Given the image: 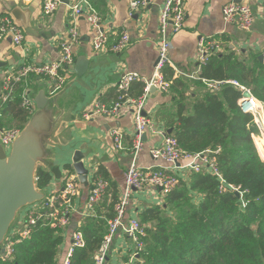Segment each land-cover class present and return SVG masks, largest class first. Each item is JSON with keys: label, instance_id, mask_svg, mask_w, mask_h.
<instances>
[{"label": "trees", "instance_id": "obj_1", "mask_svg": "<svg viewBox=\"0 0 264 264\" xmlns=\"http://www.w3.org/2000/svg\"><path fill=\"white\" fill-rule=\"evenodd\" d=\"M90 3L93 6L92 0ZM119 37L108 35V44ZM216 38L221 49L200 66V79L174 78L168 64L161 73L171 82L167 93L175 104V113L165 125L172 131L165 133L175 138L186 153L210 152L208 156L215 158L223 183L207 171L191 173L187 179L179 177L173 189L161 194V202L138 212L145 235L134 261L129 263L131 253L122 257L127 264H264V161L258 157L251 138L256 127L251 116L241 113L237 106L241 96L238 87L226 84L211 91L201 81L234 79L264 103V61H260L259 51L246 48L237 53L224 37ZM38 78L29 75L17 82L12 97L0 104V128L20 129L27 122L32 109L22 106V94ZM144 86L143 81L131 83L123 100L136 99L143 94ZM118 95L117 86H113L98 100L113 103ZM122 144L125 151L132 146L125 136ZM260 155L264 158L261 150ZM66 170L73 172L69 166ZM91 177L94 181H106L107 186L73 231L81 232L84 245L74 250L69 264H91L121 198L119 184L110 179L102 165L96 167ZM50 181L49 173L38 170L40 189ZM230 186L240 187L238 196ZM28 212L22 218L25 223ZM49 213L46 201L33 211L36 221L29 225L27 237L10 234L9 241L20 240L14 243L9 257L0 259V264H61L58 254L71 212L63 228L52 226Z\"/></svg>", "mask_w": 264, "mask_h": 264}, {"label": "crops", "instance_id": "obj_2", "mask_svg": "<svg viewBox=\"0 0 264 264\" xmlns=\"http://www.w3.org/2000/svg\"><path fill=\"white\" fill-rule=\"evenodd\" d=\"M15 1L23 8L31 9V22L35 29L44 34V37L39 40L25 36L23 43L19 46L12 44L7 37L0 40V57L11 62L7 67L0 69V93L7 73L16 72L23 65L52 61L59 55L61 42L69 37L68 29L72 22L69 6L76 0H62V4L56 11L48 16H44L41 11L42 0H31L27 3L22 0ZM90 1L91 9L98 17L97 27L89 24L86 14L77 16L76 24L81 41L74 47V51L75 54L84 53L91 60V69L89 68L84 78H80L63 96V111L72 121L62 123L59 132H63V138L74 148L86 153L85 163L92 168V171H95L98 165H102L110 179L119 184L122 194L124 172L131 164L133 156L129 151L114 150L112 132L118 130L132 141L134 125L131 105L123 104L118 115L114 117L97 115L83 119L81 114L90 110L94 101H97L109 88L117 86V81L121 80H119L118 63L123 62L126 69L138 73L145 79L152 76L157 60V51L153 43L158 37V12L163 0H152L147 7L133 15H129L130 0H92L93 6ZM227 1L185 0L184 25L180 31L170 35L168 58L174 78L182 76L189 80L197 79L195 77L198 76L200 65L197 62L196 48L201 37L214 39L224 37L231 46L238 43L241 44L242 49L250 48L259 52L264 50V0L248 1L255 16L249 31H243L236 25L224 21L221 9ZM4 15L6 14L1 13L0 8V18ZM123 31L127 33L130 40L125 52L114 54L92 49L91 40L98 32L119 37ZM73 77L72 71L70 79ZM96 84L102 86H96ZM29 87L32 88L31 97L42 88L48 95V83L42 78L33 81ZM167 91L155 89L149 92L143 107V114L153 124L165 130L172 129L165 125L175 113L174 101ZM111 101L105 103L111 105ZM160 141V136L147 134L143 148L137 157L140 167H168V163L152 158L149 153L152 145ZM64 169L62 167L66 174L67 171ZM175 172L185 179L190 175L188 170L183 168L176 169ZM92 173L89 176L91 186L94 182ZM62 187V183L59 186L51 177V181L44 189L50 195L60 192ZM90 190L89 186L80 187L79 185V194L74 197L69 224L64 229V241L58 254V263H62L70 246L73 231L87 213ZM161 197V193L152 188H145L142 191L134 190L126 207L124 222L131 217H137L138 212L143 208L161 202ZM132 247L130 238L119 230L111 245L108 264L124 261L122 257L128 253L130 255Z\"/></svg>", "mask_w": 264, "mask_h": 264}, {"label": "built area", "instance_id": "obj_3", "mask_svg": "<svg viewBox=\"0 0 264 264\" xmlns=\"http://www.w3.org/2000/svg\"><path fill=\"white\" fill-rule=\"evenodd\" d=\"M27 3L31 0H22ZM249 0H228L222 7V17L225 22L236 25L243 31H249L254 22V14ZM152 0H130L128 3L129 15L147 7ZM62 4V0H42L41 11L44 16H48L56 11ZM70 14L72 17L71 25H69V37L61 42L60 53L52 61L43 62L39 64L23 65L18 71H12L4 76L0 93V104L8 101L14 92L17 82L27 78L29 75L37 76L44 79L48 83V95H52L60 90L64 84L69 81L72 70L71 65L74 62L75 51L74 47L81 41V36L77 29L76 18L79 15H85L89 24L97 27L98 17L92 11L89 0H76L69 6ZM185 0H163L158 12V37L153 43L156 51L158 61L154 66L153 74L149 79H145L138 73H128L121 78L117 84V91L119 95L111 106H107L100 101H94L90 110L84 111L81 114L83 119L91 118L92 116L105 115L114 117L118 115L119 110L123 104L129 103L133 109V125L134 131L132 136V146L128 150L132 154V162L124 172V188L121 194L120 201L115 205L116 215L113 219L108 221L107 232L103 235V239L94 251L91 264H108V257L111 250V245L116 233L120 230L132 241L133 247L129 257V263L138 257L141 251L142 242L141 238L145 235L144 228L142 227L137 217H131L124 222L126 207L129 199L134 190L142 191L145 188H152L158 190L161 194H166L175 187L179 180V174L175 172L176 169H187L191 173L211 172L219 177L221 183L223 179L218 174V168L215 163L214 157H209L208 153L189 154L183 151L175 138L167 135L165 129H161L143 114V107L147 95L149 94L150 87L157 90L166 91L171 84L163 78L161 69L164 65H170L168 52L170 48V35L180 31L184 25L185 19ZM10 36L12 44L19 46L23 43L25 36L21 28L11 19L8 15L0 18V40ZM130 43L129 37L125 31L121 32L119 39L108 45V35L104 32L98 34L91 40V47L94 51L111 53L120 52L125 49ZM235 51H239L243 47L241 44H234ZM221 49V42L217 38L201 37L197 42V62L199 65L205 64L209 56ZM264 58V50H263ZM194 78V77H193ZM195 78L200 79L198 76ZM135 81H143L145 86L143 94L136 99L123 100L125 92ZM206 87L211 91H218L223 85L232 84L238 87L241 91V96L237 99V106L241 113L248 114L252 118V122L256 127V132L251 133V138L256 147L259 155L257 144L264 140V103L255 98L249 89L240 84L234 79L225 80H201ZM31 87H25L22 94V106L32 109L31 100ZM248 92L249 96L244 93ZM19 128L8 127L0 128V141L8 147L11 140L18 134ZM158 135L161 141L153 144L149 150L150 155L154 159H160L168 163V167H140L137 163V157L143 148L144 141L143 134ZM113 148L115 151H125L122 144L123 134L116 130L112 132ZM215 151V153H217ZM176 162L179 165H176ZM66 178L64 179L63 187L58 193L50 194L48 204L50 207L49 217L52 226L65 227L68 224L69 213L73 210L72 199L79 194V183L75 179L74 173L66 170ZM93 172V171H92ZM91 172V173H92ZM107 182L104 180H95L92 184L90 194L87 201V214L91 211L93 204H95L103 193L105 192ZM221 188L225 190V187ZM160 189V190H159ZM229 189L233 192H239L240 187L230 186ZM38 207L32 208L28 213L27 223L22 218L19 220L18 230L13 229L10 234H17L21 237L29 235V225L34 224L36 217L33 211ZM10 236V235H9ZM9 239V237H8ZM20 240H7L5 245V254L0 255V259H5L13 252V245L16 241ZM84 245V239L81 232L76 231L71 236V242L64 259L61 264H69L70 257L74 250ZM115 264H127L125 261H119Z\"/></svg>", "mask_w": 264, "mask_h": 264}, {"label": "water", "instance_id": "obj_4", "mask_svg": "<svg viewBox=\"0 0 264 264\" xmlns=\"http://www.w3.org/2000/svg\"><path fill=\"white\" fill-rule=\"evenodd\" d=\"M0 8L1 13L8 15L21 28L24 36L39 40L44 37L31 22L30 8H23L15 0H0ZM7 39L11 41L10 36ZM128 46L114 54L125 52ZM259 59L263 60L261 55ZM157 61L158 58L155 65ZM10 64V61L0 57V69ZM118 66L119 80L128 73H135L126 69L123 62L118 63ZM90 67L91 60L84 53L75 54L71 65L74 77L52 95H47L43 88L38 89L31 97L32 112L27 122L8 147L0 141V255L5 254L8 237L21 215L48 201L49 193L37 186L38 170L49 173L60 186L67 175L62 167L66 169L69 166L80 187L92 188L89 182L92 168L85 163L86 153L74 148L63 138V132H59L62 123L72 121L63 111V96L80 78H84ZM153 90L155 88L150 87L149 92ZM244 95L247 97L249 93L245 92ZM171 131L172 129H168L167 133L170 134ZM142 139L146 140L145 133ZM176 165L179 163L176 162ZM235 194L239 195L238 192Z\"/></svg>", "mask_w": 264, "mask_h": 264}, {"label": "rangeland", "instance_id": "obj_5", "mask_svg": "<svg viewBox=\"0 0 264 264\" xmlns=\"http://www.w3.org/2000/svg\"><path fill=\"white\" fill-rule=\"evenodd\" d=\"M250 5V4H249ZM251 6V5H250ZM252 8V7H251ZM253 10V9H252ZM253 14H254V12H253ZM254 19H255V16H254ZM252 28V27H251ZM236 44V43H235ZM240 50H242V49H240ZM240 50L238 51V52H240ZM237 52V51H236ZM237 52V53H238ZM261 56H262V59H263V61H264V58H263V50H262V52H261ZM259 100V99H258ZM14 123H15V121H13ZM13 125V124H12ZM257 147H258V150H259V152H260V150L262 151V152H264V142H259L258 144H257ZM256 148V147H255ZM256 151H257V149H256ZM257 154H258V157L260 158V160L261 161H264V158H262V156L261 155H259V153H258V151H257ZM24 215V214H23ZM23 215H21V218L23 217ZM20 218V219H21ZM18 228H19V223H16L14 226H13V228H12V230L13 229H15V230H18Z\"/></svg>", "mask_w": 264, "mask_h": 264}]
</instances>
